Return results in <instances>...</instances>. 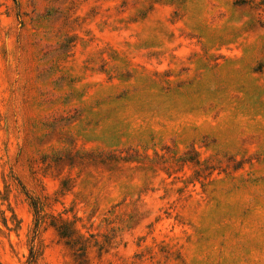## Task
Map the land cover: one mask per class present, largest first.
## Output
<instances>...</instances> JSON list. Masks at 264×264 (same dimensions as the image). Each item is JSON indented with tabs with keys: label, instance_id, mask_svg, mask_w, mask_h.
<instances>
[{
	"label": "rangeland",
	"instance_id": "rangeland-1",
	"mask_svg": "<svg viewBox=\"0 0 264 264\" xmlns=\"http://www.w3.org/2000/svg\"><path fill=\"white\" fill-rule=\"evenodd\" d=\"M31 250L264 264V0H0V264Z\"/></svg>",
	"mask_w": 264,
	"mask_h": 264
},
{
	"label": "trees",
	"instance_id": "trees-1",
	"mask_svg": "<svg viewBox=\"0 0 264 264\" xmlns=\"http://www.w3.org/2000/svg\"><path fill=\"white\" fill-rule=\"evenodd\" d=\"M33 205H34V203H33ZM35 207H36V204H35ZM34 259H35V253L31 250L28 264H32L34 262Z\"/></svg>",
	"mask_w": 264,
	"mask_h": 264
}]
</instances>
